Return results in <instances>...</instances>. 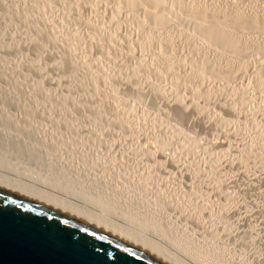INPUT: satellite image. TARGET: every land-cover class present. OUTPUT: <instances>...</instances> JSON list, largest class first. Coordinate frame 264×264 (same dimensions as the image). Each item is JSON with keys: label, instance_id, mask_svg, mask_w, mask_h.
<instances>
[{"label": "rangeland", "instance_id": "374dc122", "mask_svg": "<svg viewBox=\"0 0 264 264\" xmlns=\"http://www.w3.org/2000/svg\"><path fill=\"white\" fill-rule=\"evenodd\" d=\"M128 2L0 0V158L22 149L21 169L129 204L223 264H264V35L246 28L230 59Z\"/></svg>", "mask_w": 264, "mask_h": 264}, {"label": "bare ground", "instance_id": "6f19581e", "mask_svg": "<svg viewBox=\"0 0 264 264\" xmlns=\"http://www.w3.org/2000/svg\"><path fill=\"white\" fill-rule=\"evenodd\" d=\"M127 1H129L131 3V6L134 8L139 7V10H141V12L143 11L144 16L146 17L145 20L149 18L153 21L152 23L153 25H155L154 28H162L163 25L168 26L170 23H174L173 21L175 19H172L173 17L171 14L175 12L176 15H173H175L176 19H179L181 22L183 21V23H181L182 25L185 23L187 26H191L190 29H192V33L190 34L195 35V37H197V40L201 44H213L215 45H211L213 48L220 47L221 49L226 50V52L229 51V53L232 54L231 56L228 55L230 56V59H233L231 57L235 58L237 51L239 52L240 49H244V47H246V38L244 35V30L246 28H251L252 31L254 30L257 34L264 35V15L259 13H249L244 10V7H242L241 5L242 0L231 1V6H233V11L231 10V12L227 11L228 9H225V11L222 8L213 6L212 4L207 3L206 0H193L191 2L186 0H177V2L179 3V6L177 7H179L178 11L180 12H178L177 10H173L171 7L167 6L168 0ZM150 40L151 39H149V41ZM258 45H261V43ZM205 47L206 46H203V48ZM228 56H226L225 60H229L227 59ZM219 68L212 70L215 71L216 74L226 73L225 69L221 70V68L219 70ZM160 74L162 75V73ZM5 147V144L3 149H6L7 147L10 148L11 146H7L6 148ZM14 148L15 147H11V150H14ZM4 153L5 152H3V154ZM12 153L13 155H9L10 158L6 155V153L4 154L6 157L0 158V186L27 195L32 199L38 200L39 202L55 206L56 208L64 210L76 217L82 218L94 225L118 234L169 264H219V261L222 262V257L219 253H217L219 254V256H217L219 259H217V257L215 256L212 257L211 254L216 253L214 250L212 251L213 253H209L210 251L208 250L210 249V246H208V250L204 247L200 248L202 245H199L198 249L196 246L200 243H197L196 246H192L191 243H188L187 240H184L179 236V234L173 232V230L170 229V224V228H166L162 223H154L150 219L144 218L143 222L139 221L140 219H142V217H139L134 213L130 214V210L126 208L130 207L129 204L127 205L121 201V203H117L116 206H114L115 201H113L112 203L108 200H105L103 202L95 201L90 196L75 192L71 187L60 186L58 183H60L62 179H59V177L56 176L54 172L46 176L42 173L38 174L32 169H27L28 167H25L26 169L24 167V169H21L20 167L13 165L12 163H16V165L18 164L17 159L20 156H17V153ZM20 153L22 152L20 151ZM15 156L17 157V159ZM36 156L38 157V155L32 153L31 158L30 153L29 159L32 160L33 157ZM39 158L40 157H38V160ZM34 160H37V158L32 160L33 163L36 162H34ZM13 167H16L18 169H15ZM55 169L58 171L62 170L57 167H55ZM52 171H54V169ZM81 171L83 172V170ZM78 172H71L73 174H71L70 177L72 179H75L76 175L81 176L82 173ZM38 175L46 177L48 181H42L41 179L36 177ZM61 177L63 178L65 176ZM99 187H101V185ZM101 188H103V186ZM105 194L110 195L112 198L116 199V195L120 193H117L115 195L114 193L105 191ZM123 210H127L128 212ZM216 259L219 261H217ZM223 263L224 262H222V264ZM225 264H227V262Z\"/></svg>", "mask_w": 264, "mask_h": 264}, {"label": "water", "instance_id": "95a60500", "mask_svg": "<svg viewBox=\"0 0 264 264\" xmlns=\"http://www.w3.org/2000/svg\"><path fill=\"white\" fill-rule=\"evenodd\" d=\"M0 264H169L82 218L0 186Z\"/></svg>", "mask_w": 264, "mask_h": 264}]
</instances>
